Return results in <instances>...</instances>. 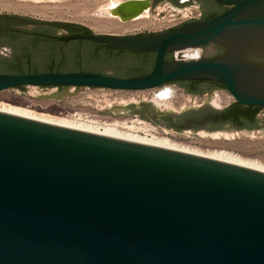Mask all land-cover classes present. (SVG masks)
<instances>
[{
  "label": "water",
  "instance_id": "1",
  "mask_svg": "<svg viewBox=\"0 0 264 264\" xmlns=\"http://www.w3.org/2000/svg\"><path fill=\"white\" fill-rule=\"evenodd\" d=\"M164 1L122 0L106 15L129 21ZM214 1L228 8L158 32L65 38L154 52L148 73L114 76L141 64L132 56L112 62L70 56L59 64L67 72L0 71V91L20 85L144 90L207 79L226 89L209 92L203 107L159 110L155 101L92 112L134 115L159 125L147 118L146 104L171 115L217 110L233 100L264 108V0ZM15 21L12 30L59 23ZM7 40L0 34V57L9 60L13 48ZM30 41L18 36L14 46ZM49 49L35 46L24 68L44 70L48 59L41 52ZM65 49L73 53L71 46ZM167 53L174 57L166 59ZM259 126L264 134V120ZM210 127L175 129L177 140L187 129L192 137L203 129L237 130L229 124ZM0 264H264V172L0 111Z\"/></svg>",
  "mask_w": 264,
  "mask_h": 264
},
{
  "label": "rangeland",
  "instance_id": "2",
  "mask_svg": "<svg viewBox=\"0 0 264 264\" xmlns=\"http://www.w3.org/2000/svg\"><path fill=\"white\" fill-rule=\"evenodd\" d=\"M110 1L0 0V15L26 17L43 22L74 23L88 28L94 34L116 36L158 32L190 20L189 14L195 16L199 11L191 5L179 7L164 1L154 5V11L151 10V4L148 12L145 11L138 18L121 21L117 17L106 15V7ZM57 32L61 36L67 34L65 30L58 29ZM167 86L172 90V97L167 102L169 105L157 103L159 110L203 107L206 95H194V100H191L177 86ZM158 88L160 87L122 90L100 87L59 89L32 85L13 87L0 91V107L15 108L42 119L128 138H165L192 151L223 153L264 168L263 126L210 134H206V129H203L198 131L199 137H192V129H187L179 131L183 139L177 140L175 129H165L139 116L92 112L93 109L155 102L153 94Z\"/></svg>",
  "mask_w": 264,
  "mask_h": 264
},
{
  "label": "trees",
  "instance_id": "3",
  "mask_svg": "<svg viewBox=\"0 0 264 264\" xmlns=\"http://www.w3.org/2000/svg\"><path fill=\"white\" fill-rule=\"evenodd\" d=\"M200 4V9L203 13V18H209L214 15H217L223 11H225L228 6L217 3L214 0H198ZM11 15H0V34L4 37H7L8 40L5 41V45H9L13 48V56L11 59L7 60L4 57H0V71L8 72V73H25V72H56L61 71L62 69L59 67L60 62L62 60H58L55 58L59 53V49L62 48L63 56H59V58L63 57H72L80 60H90V61H98V62H112L117 60H123L125 56H129L133 59H139L141 64L136 68H133L129 71L123 73H116L114 76L117 77H131L134 75L148 73L152 68L155 53L153 52H135L131 50H123V49H110L107 44L98 43L95 41L81 39V40H70L67 43L61 42L57 36H55L52 30H12V18ZM56 26L64 27L67 31H69L68 35L71 34H82V33H91L90 30L82 25L74 24V23H58ZM67 35V36H68ZM31 37V41L29 42V46L19 47L18 49L14 46V40L16 37ZM11 38V40H9ZM13 39V40H12ZM63 41V40H62ZM50 45V56L47 58V67L44 70L39 71L38 69H25L24 66L32 63L36 52L33 51L35 46L39 45ZM71 46L73 53L68 54V50L65 47ZM65 55V56H64ZM66 58V59H67ZM165 58L170 59L169 54H166ZM16 60H20V65L15 64ZM22 60L24 62H22ZM10 67V68H9ZM79 70V69H76ZM93 72L103 73L101 70L94 69H83ZM181 85H184L192 94H202L205 91H213L217 88L226 89L221 83L217 82L216 85L210 86L207 89L198 88L197 86H191L188 80L178 81ZM25 85L16 86V88H24ZM44 87V86H41ZM57 88L63 89L67 88L65 86H58ZM93 88V87H92ZM151 116L147 117L151 121L158 123L167 128L172 129H180L187 126L189 123H192L196 120L195 123L192 124V129H196L198 127H204L205 125H211L209 129L215 130L222 128L225 124H232L236 129L240 128H253L256 125L255 115L260 108V106H244L237 102H234L232 105L227 106L225 109L221 111L213 110L210 108H204L196 113H182L179 115H171L167 113L158 112L156 108L151 104H146ZM132 113L140 114L145 117L140 110L134 109ZM159 116V120L157 118ZM201 122V123H200Z\"/></svg>",
  "mask_w": 264,
  "mask_h": 264
},
{
  "label": "bare ground",
  "instance_id": "4",
  "mask_svg": "<svg viewBox=\"0 0 264 264\" xmlns=\"http://www.w3.org/2000/svg\"><path fill=\"white\" fill-rule=\"evenodd\" d=\"M119 2L120 1H117V0H115V1L111 0L108 3V6L106 7V14L107 15H113L114 14V8ZM102 11H103V9H102ZM102 11H100V12H102ZM145 11L148 12L147 10H145ZM151 95H152V93H151ZM171 97H172V90L167 85H164L163 87L158 88L153 94V100L157 101V103L164 102V103L167 104V102L169 103V101H170L169 99ZM167 105H169V104H167ZM0 111L11 113V114H15V115H19V116H23V117L39 119V120L50 122V123L57 124V125H60V126L75 128V129H79V130H84V131H88V132H93V133H98V134H102V135L112 136V137L121 138V139H125V140H130V141H134V142L149 144V145H153V146H159V147H163V148H169V149H174V150H178V151H183V152H187V153H191V154H195V155H200V156L213 158V159H217V160H221V161H225V162H230V163H233V164L245 166V167H248V168H252V169H256V170H260V171L264 172V168L258 166L257 164H254V163H251V162H248V161H243V160H240L239 158H236V157H233V156H230V155H227V154H223V153H213V152L212 153H201V152H197V151H192V150H189V149H186V148H183V147H179V146L171 143L170 141L166 140L165 138L154 137L152 140H139V139H135V138H131V137L130 138H128L126 136L124 137L123 135L122 136L121 135H117L115 133L100 132V131H97V130H94V129H89V128L87 129V128L82 127V126L67 125L65 123L53 121V120H50V119H42L40 117L31 115V114H29L27 112H24L22 110L15 109V108L0 107Z\"/></svg>",
  "mask_w": 264,
  "mask_h": 264
},
{
  "label": "flooded vegetation",
  "instance_id": "5",
  "mask_svg": "<svg viewBox=\"0 0 264 264\" xmlns=\"http://www.w3.org/2000/svg\"><path fill=\"white\" fill-rule=\"evenodd\" d=\"M155 0H151V3H153ZM169 3H171V4H177V5H197L198 6V8L200 9V4L198 3V0H167ZM11 16H13V15H11ZM18 17H16V16H13L11 19H12V21H11V23L12 22H14V23H17L16 21H15V19H17ZM193 19H204L203 18V13H202V11H201V9H200V13H199V15L197 16V17H195V18H193L192 17V19L191 20H193ZM188 21H190V20H188ZM38 25H39V27L38 28H41L40 30H54V29H60V30H65L66 31V33L67 34H65L64 36H61V35H59V32H56L55 33V36H57V38L61 41V42H64V43H67V42H69L70 40H73V39H68L67 41L65 40V38H68L69 36H71V35H74V34H71V35H68L69 34V31H67L66 29H64V27H61L60 25L59 26H55V27H53V24H48V23H38ZM82 34H84V33H82ZM68 35V36H67ZM63 40V41H62ZM75 40V39H74ZM76 40H81V39H76ZM11 47V46H10ZM9 47V49H11ZM204 48V46L203 47H199V49H200V52L202 51V49ZM60 51H59V53L58 54H55L56 55V57L55 58H58V60H62V62H64L65 60H66V56L65 57H63L62 59L61 58H59V56H63V49L62 48H60L59 49ZM151 52V51H150ZM154 53V52H153ZM41 54H42V58H44V59H47L51 54H50V52L48 51V50H45V51H43V52H41ZM167 54H169V56H170V59L171 58H173L174 57V55H173V53H167ZM167 59V58H166ZM61 63V62H60ZM79 70H83V69H79ZM151 70V69H150ZM68 70H61V71H59V72H67ZM84 71H88V70H84ZM43 72H47V71H43ZM56 72H58V71H56ZM179 81H182V80H179ZM188 82H190L189 84L191 85V86H193V85H195V86H197L198 88H203V89H207L208 87H210V86H213V85H216V81H213V80H207V79H204V80H188ZM166 84H171V85H174V86H177V88L178 89H180L182 92H185V93H188V94H191V95H197V96H200V95H208L209 94V92H212V91H205L204 93H202V94H192V93H190L189 91H187V89H186V87L184 86V85H181L180 83H178V81H171V82H167ZM221 89V88H220ZM215 90H219V88H217V89H215ZM235 101L233 100L232 102H230L229 104H226V105H224L223 107H221V108H218L217 109V111H221V110H223V109H225L227 106H229V105H232L233 103H234ZM248 106H254V107H257V106H259V105H248ZM255 119H256V125H255V127H253V128H259V124H260V121L261 120H264V108H262L261 106H260V108L258 109V111H257V113H256V115H255ZM196 122V120H194L192 123H189L187 126H184V127H188V128H192V124L193 123H195ZM201 123V122H200ZM230 126H232V127H234V125H232V124H229ZM235 128V127H234ZM247 128H240L239 130H246Z\"/></svg>",
  "mask_w": 264,
  "mask_h": 264
},
{
  "label": "crops",
  "instance_id": "6",
  "mask_svg": "<svg viewBox=\"0 0 264 264\" xmlns=\"http://www.w3.org/2000/svg\"><path fill=\"white\" fill-rule=\"evenodd\" d=\"M192 6H193L194 8H196L197 10H199V11H198V13H197L195 16H194V15H193V16H190V14H189L188 17H190V18H192V17L195 18V17H197V16L199 15V13H200V9L198 8L197 5H192ZM190 13H191V12H190ZM191 14H192V13H191Z\"/></svg>",
  "mask_w": 264,
  "mask_h": 264
},
{
  "label": "clouds",
  "instance_id": "7",
  "mask_svg": "<svg viewBox=\"0 0 264 264\" xmlns=\"http://www.w3.org/2000/svg\"><path fill=\"white\" fill-rule=\"evenodd\" d=\"M6 51H9L10 52V49H6Z\"/></svg>",
  "mask_w": 264,
  "mask_h": 264
}]
</instances>
